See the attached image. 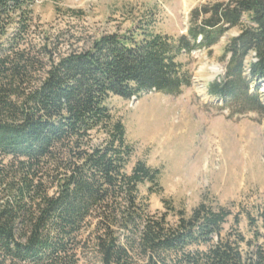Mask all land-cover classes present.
<instances>
[{"label": "trees", "instance_id": "16d2710c", "mask_svg": "<svg viewBox=\"0 0 264 264\" xmlns=\"http://www.w3.org/2000/svg\"><path fill=\"white\" fill-rule=\"evenodd\" d=\"M35 2L0 0V264H80L88 251L93 264H264V203L247 216L249 237L223 234L229 212L204 202L148 210L138 186L159 191L160 172L142 162L126 172L132 145L108 103L180 94L191 84L181 53L242 26L207 92L264 109V0L203 5L177 37L145 26L64 52L46 34L30 39Z\"/></svg>", "mask_w": 264, "mask_h": 264}, {"label": "rangeland", "instance_id": "374dc122", "mask_svg": "<svg viewBox=\"0 0 264 264\" xmlns=\"http://www.w3.org/2000/svg\"><path fill=\"white\" fill-rule=\"evenodd\" d=\"M226 1L36 0L30 39L38 43L46 34L64 52L102 34H124L145 26L177 37L186 34L195 9ZM241 27L227 28L210 48L181 53L179 60L188 68L191 84L180 94L151 90L130 99L113 96L108 103L132 145L126 172L131 173L137 162L160 172L159 191H149L147 182L138 186L151 213L166 212L164 200L186 214L204 202L229 212L223 234L239 231L249 237L247 216L256 217L264 203V109L252 110L244 101L207 92L208 83L224 74L222 50ZM249 60H255L253 53ZM214 66L219 73L212 72ZM259 92L264 95V83ZM167 219L173 223L176 216L167 213ZM87 253L80 264H93Z\"/></svg>", "mask_w": 264, "mask_h": 264}, {"label": "bare ground", "instance_id": "6f19581e", "mask_svg": "<svg viewBox=\"0 0 264 264\" xmlns=\"http://www.w3.org/2000/svg\"><path fill=\"white\" fill-rule=\"evenodd\" d=\"M212 72L214 73V74H217V73H219L220 72V70L218 69V68H216L215 66L214 67H212Z\"/></svg>", "mask_w": 264, "mask_h": 264}]
</instances>
